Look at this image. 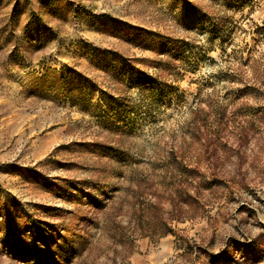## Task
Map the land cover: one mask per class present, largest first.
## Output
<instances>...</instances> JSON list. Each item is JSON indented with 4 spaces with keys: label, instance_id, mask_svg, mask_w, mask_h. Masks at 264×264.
I'll use <instances>...</instances> for the list:
<instances>
[{
    "label": "rangeland",
    "instance_id": "rangeland-1",
    "mask_svg": "<svg viewBox=\"0 0 264 264\" xmlns=\"http://www.w3.org/2000/svg\"><path fill=\"white\" fill-rule=\"evenodd\" d=\"M0 264H264V0H0Z\"/></svg>",
    "mask_w": 264,
    "mask_h": 264
},
{
    "label": "trees",
    "instance_id": "trees-1",
    "mask_svg": "<svg viewBox=\"0 0 264 264\" xmlns=\"http://www.w3.org/2000/svg\"><path fill=\"white\" fill-rule=\"evenodd\" d=\"M162 223H163V225H165L164 232H163L162 235H166V234H168V233H170V232H174V229H173L171 226H169V225L166 223V221H165V222L163 221Z\"/></svg>",
    "mask_w": 264,
    "mask_h": 264
}]
</instances>
